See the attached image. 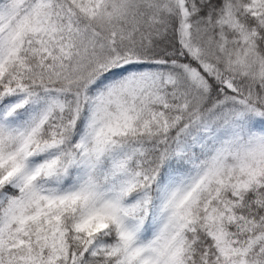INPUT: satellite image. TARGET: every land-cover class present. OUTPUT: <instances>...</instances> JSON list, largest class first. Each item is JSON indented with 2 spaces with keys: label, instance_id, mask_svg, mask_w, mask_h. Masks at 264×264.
<instances>
[{
  "label": "snow or ice",
  "instance_id": "obj_1",
  "mask_svg": "<svg viewBox=\"0 0 264 264\" xmlns=\"http://www.w3.org/2000/svg\"><path fill=\"white\" fill-rule=\"evenodd\" d=\"M0 264H264V0H0Z\"/></svg>",
  "mask_w": 264,
  "mask_h": 264
}]
</instances>
